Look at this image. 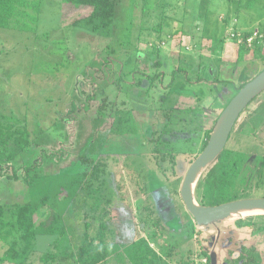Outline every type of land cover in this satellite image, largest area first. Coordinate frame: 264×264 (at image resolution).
I'll list each match as a JSON object with an SVG mask.
<instances>
[{
	"label": "rangeland",
	"instance_id": "rangeland-1",
	"mask_svg": "<svg viewBox=\"0 0 264 264\" xmlns=\"http://www.w3.org/2000/svg\"><path fill=\"white\" fill-rule=\"evenodd\" d=\"M159 1L165 4L159 7L160 11L158 8V14L171 16V20L161 21L164 24L156 33L152 32L156 22L153 20L159 19L151 12H145L148 6L152 7V0H117L108 37L71 26V18H65L61 12V0H40L38 20L31 31L0 29V117H10L16 120L14 125L25 126L32 140V145L0 172V205L7 207L34 202L43 196L52 195L64 182L83 171L84 167L80 163L82 157L96 159L113 156L120 166H124L125 161L130 162V156L144 158L147 155L142 153L148 152L150 155L153 149L160 152L169 149L173 153H185L181 155L186 158L180 171L183 176L188 161L201 152L205 130L213 127L215 118L234 95V88L239 84L233 73L236 70L229 68L225 71L231 83L225 87L227 92L222 97L224 103H205L202 105L204 110L194 107L195 103H176L175 96L180 91L179 80L173 83L170 92L154 91L156 99L151 102L145 98L148 86L143 87L144 92L134 86V81L138 80L137 72H150L153 64L150 60L152 57H144V44L153 40L155 45L164 47L163 56L169 64L173 62L172 68L179 66V71L183 70L189 75L187 90H197L207 96L216 94L219 88L216 84L196 82L194 62L198 61V53H203L213 63L229 55L226 61L235 60L231 50L222 51L218 56L219 46H216L213 37L226 30L225 22L244 5L245 0H186L182 5L186 11L178 12H173L177 10L174 3L179 5L177 8H182L180 2L184 0ZM206 9L218 24L207 29V37L211 36L213 42L210 38L207 39L209 41L202 40L200 51L184 52L180 47L179 34L191 33L192 30L187 26L190 24L187 23L194 16L202 19ZM237 14L240 28L253 29L255 24L259 28L248 31L249 35H254L255 31L257 35H262L251 46L246 45L243 61L238 64V72L247 66L249 75H252L264 68V10L249 11L242 8ZM178 18L186 24L178 23ZM233 51L236 53V50ZM176 57L193 65L179 63L181 60L177 62ZM192 82L196 86L191 85ZM134 93L139 95L134 97ZM164 94L165 100L159 101V97ZM87 96L92 99H86ZM105 98L107 102L102 103ZM111 103L131 111L137 135H109L112 117L101 119L98 111L102 110V105ZM175 105L178 110H171ZM108 108L104 110L106 115L109 113ZM199 110L203 114L201 117L195 116ZM169 113V127L175 131V136L170 140L171 145L165 147L163 143H158L163 139L159 132L165 122V115ZM179 129L184 130L185 134H180L177 131ZM225 147L233 152L244 153L251 159L264 156V90L240 114ZM144 161L146 163L140 165L139 170L131 164V171L137 170L141 174L138 178L140 191L145 190V185L149 203L158 210L157 215L165 223L167 239L173 238L175 241L179 239V234L183 235L176 249L178 255L175 258L178 259L179 255L187 254L192 246L184 242L187 238L182 232L187 223L186 214H190L178 197L177 200L173 198L168 182L159 174L151 159L145 158ZM124 179L130 183L126 175ZM253 184L247 196L264 197V180L261 183L253 181ZM199 186V183L196 184L193 197L201 206ZM179 189L180 185L175 188L176 195ZM130 191L131 197H135L132 188ZM137 198L141 199L139 196ZM178 204L183 207V212L179 214L176 209ZM166 206L172 211L164 209ZM116 212L121 215V219L114 220L111 228L121 233L122 240L131 238L138 224L135 212L123 204H116ZM188 222H191L190 218ZM213 230L208 229L206 234ZM6 248L0 240V258ZM36 250L38 253L49 251L69 257L71 253L66 237L38 236ZM194 261L197 263L200 259L194 257ZM0 264L8 263L0 261Z\"/></svg>",
	"mask_w": 264,
	"mask_h": 264
},
{
	"label": "trees",
	"instance_id": "trees-1",
	"mask_svg": "<svg viewBox=\"0 0 264 264\" xmlns=\"http://www.w3.org/2000/svg\"><path fill=\"white\" fill-rule=\"evenodd\" d=\"M116 1L61 0V12L65 18H71V26L108 37L111 34ZM152 1V5L156 7L165 4L159 0ZM242 8L264 10V0H245L239 10ZM39 9L40 0H0V29L31 31L37 23ZM239 10L233 12L231 18H237ZM214 20L207 13V21L215 22ZM228 22L229 20L225 22V28ZM235 23L236 21L228 30L216 33L217 36L213 37L216 39V46L222 44L224 38L236 42L237 34L245 40L249 32L237 30ZM231 34L233 38L230 37ZM246 49L244 41L238 45L234 76L239 84L234 88V94L255 76V72L257 74L264 69L249 75L245 66L238 72V64L243 61ZM158 66V63L153 65L155 68ZM176 71H179V68ZM159 76L160 74H155L152 78L157 79ZM86 99L90 97L87 96ZM106 102V98L103 99L102 103ZM102 107L98 116H101V119L112 117L108 131L110 136L138 134L129 109H120L114 103L104 104ZM105 107L110 108L107 115L104 112ZM171 110L177 111L178 108L173 106ZM170 120L169 113L165 115L166 123L159 132L163 139L158 143H163L165 147L171 145L170 140L175 136V131L169 127ZM14 123L15 119L0 117V172L32 145L27 128ZM211 130L212 128L205 130V139L200 151L206 145ZM177 131L185 134L182 129ZM181 155L185 153H173L169 149L160 152L153 149L151 154L144 158L128 157L130 162L125 161L124 166H120L113 156L96 159L82 157L80 163L84 167L83 171L64 182L52 195L43 196L34 202L7 207L0 205V240L7 247L0 261L8 264H210V255L214 253L216 264H262V255L251 241L252 234L264 230V226H259L256 222L264 215L257 214L233 217L209 226H197L192 217L186 214L187 223L185 222L182 232L187 238L184 242L192 246L187 254L175 258L178 255L177 245L181 244L179 239L183 235L179 234V239H174L175 241L173 238L167 239L165 223L157 215L158 210L149 203L145 185V190L140 191L138 178L141 174L137 170L131 171L130 165L139 170V166L146 163L144 159L150 158L159 174L168 182L173 198L177 200L180 196L174 191L181 185L183 176L180 171L186 160L185 156ZM194 158L188 161V166ZM125 175L130 183L124 179ZM262 180L264 156L251 159L244 153L233 152L225 147L197 181L201 189L199 201L202 206H215L249 198L247 192L254 186L251 185L253 181L261 183ZM130 188L133 189L135 197H131ZM138 196L141 199H138ZM116 204H123L135 212L134 216L136 214L138 224L133 236L126 240H122L121 233L111 228L114 220L121 219V215L116 212ZM177 207L178 214L182 213L181 204ZM164 209L172 211L168 206ZM188 218L191 222H188ZM211 226L213 228H210ZM208 229L214 230L206 234ZM38 236L66 237L70 245V257L49 251L38 253ZM194 257L200 261L196 263Z\"/></svg>",
	"mask_w": 264,
	"mask_h": 264
},
{
	"label": "crops",
	"instance_id": "crops-1",
	"mask_svg": "<svg viewBox=\"0 0 264 264\" xmlns=\"http://www.w3.org/2000/svg\"><path fill=\"white\" fill-rule=\"evenodd\" d=\"M185 2H186V0L180 2V5H181L180 7H182V5ZM174 4H175L174 6H176L177 10H175L173 12L186 11L185 7L177 8V6H179V5L177 3H174ZM149 8H150V6H148V8H147L148 10L145 9V12L149 11L152 13V15H154L155 18L159 19V20H153L156 22L154 23V28H153L152 32L156 33L157 31L160 30V27H162V25L164 24V22L161 23V21H165L167 19L171 20L170 19L171 16H165L164 17L163 16L164 14H162V13L158 14V8H159L158 6H157V8H155L152 5V7L150 9ZM251 10H249V11H251ZM159 11H160V8H159ZM202 16H203V19H196L197 17L194 16L190 19L191 22L187 23V24H190L187 26H189V29L192 30L191 33L185 34V32L183 31L184 34H182V33L179 34V36H181L180 37L181 38L180 47L183 48L184 52L196 53V52L200 51L202 40L209 41L207 39L210 38V41L213 42V38L211 36L207 37V29L210 30V26L213 27L214 25H216V23L213 21H211V22L207 21V9L202 14ZM234 20L236 21L234 26H236L238 28L237 30L248 32L250 30H257L259 28V27H256L255 24L252 26L253 29L245 28V27L240 28L238 26V22H239L238 18L233 16L229 20V24H228L226 30H228V28L231 26V24L234 23L233 22ZM182 22L183 21H181V19L178 18V23L183 25L184 22L183 23ZM185 24L186 23H184V25ZM217 26H218V24H217ZM224 39H225L224 42L222 44H220L219 47L217 48L218 56H220L219 53L222 51L226 52V50H231L233 52V55L235 56L234 61H226L230 58L231 55H229L226 58L225 57L224 58L222 57L221 59L219 58L217 60L218 63H213L212 59L208 61L206 55H203V53L202 54L198 53V56H199L198 61L194 62V65L196 66V68H195L193 73L195 74L196 82L198 83V82L203 81L204 85L216 84L217 87H219V88H217L218 90H217L216 94L207 96L204 93L200 94L197 90L196 91L187 90L186 87H187V82L189 81V75L183 70L182 71H176V69H178L179 66H176L175 69L172 68L173 62L171 64H169L167 62V59H165V57L163 56L165 54L164 53L165 52L164 47H162V46L159 47L158 45H155L154 43H152L153 40H150V41L146 42V44H144L145 45L144 46V49H145V51H144L145 56L144 57H145V59L147 57H152V59H150L153 62L152 66H151L152 67L151 71L147 72V73L146 72H137V79L138 80L134 81V84H135L134 86L135 87L137 86L138 88H140L139 90L141 92L143 91V87L146 88V86H148L145 89V94H147V95H145V98L146 99L149 98L150 101L152 102L153 99H156L153 96L154 91L161 92V93H164V91L170 92V90H171L170 88H172L173 83H176L179 80V88L178 89H180V91L178 92L177 96H175L176 97V99H175L176 103H181V102L182 103H190V104L192 103V105H193V103H195L194 107H196L198 109L204 108V106H202V105L205 103H224V99L222 97L227 92V90L225 88L226 85H229V84H227V82H229V80H228V77H226L225 71L229 68L233 69V71H234V66L236 65V61H237V49H238V45L236 44L235 41H232V40L226 39V38H224ZM154 42H156V41H154ZM192 49L193 50L195 49V50L193 51ZM233 50H236V53ZM232 52H231V54H232ZM141 55H142V53H141ZM164 59H165V62H164ZM175 59L177 62L179 60H181L179 57H176ZM156 63L159 64L158 68L153 67V65H155ZM179 63L186 64V65H188V64L193 65L192 63H188L185 60H181V61H179ZM179 70H180V68H179ZM152 72H154V73L151 74ZM155 74H160L159 78L153 79L152 77ZM231 74H232V72H231ZM131 82H133V81H131ZM188 83H190V82H188ZM191 85H195V84L192 82ZM159 89H161V91H159ZM136 95H139V93H134V97H136ZM142 98H139V99H142ZM159 98H160L159 101L163 102L165 100V94L161 95ZM90 99H92V97H90ZM134 101H136V100H134ZM202 110H204V109H202ZM202 115L203 114H201V112L199 110L197 112V115H195V116L201 117ZM216 119H217V117L215 118V120ZM164 123H166V122H164ZM209 128H211V127H209ZM147 153L148 152L142 153V154L148 155ZM256 222L259 226H264V217L257 219ZM251 241H252L253 246L257 249V251H259L261 253L262 264H264V230L260 231V232H255L254 234H252Z\"/></svg>",
	"mask_w": 264,
	"mask_h": 264
},
{
	"label": "water",
	"instance_id": "water-1",
	"mask_svg": "<svg viewBox=\"0 0 264 264\" xmlns=\"http://www.w3.org/2000/svg\"><path fill=\"white\" fill-rule=\"evenodd\" d=\"M263 90L264 69L247 81L228 101L215 120L206 145L183 175L179 196L197 226H209L229 218L241 217L235 215L241 209L264 210V198L262 197L238 199L215 206H199L193 197L200 175L223 151L240 114ZM257 215H264V213ZM210 264H216L214 253L210 255Z\"/></svg>",
	"mask_w": 264,
	"mask_h": 264
},
{
	"label": "built area",
	"instance_id": "built-area-1",
	"mask_svg": "<svg viewBox=\"0 0 264 264\" xmlns=\"http://www.w3.org/2000/svg\"><path fill=\"white\" fill-rule=\"evenodd\" d=\"M257 34H258V33L255 31L254 35H248V36L245 38V40H244L242 37H240L239 34H237L236 44H237V45H240V44H242L243 41H244L245 45H247V46H251V44H252V42H253L254 40H256L257 38H260V37L262 36V35H257ZM230 37L233 38V35L231 34Z\"/></svg>",
	"mask_w": 264,
	"mask_h": 264
},
{
	"label": "bare ground",
	"instance_id": "bare-ground-1",
	"mask_svg": "<svg viewBox=\"0 0 264 264\" xmlns=\"http://www.w3.org/2000/svg\"><path fill=\"white\" fill-rule=\"evenodd\" d=\"M264 213V210L258 209H241L235 213L238 216H254L256 214Z\"/></svg>",
	"mask_w": 264,
	"mask_h": 264
}]
</instances>
